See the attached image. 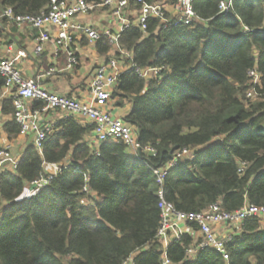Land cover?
I'll return each mask as SVG.
<instances>
[{
  "label": "trees",
  "instance_id": "trees-1",
  "mask_svg": "<svg viewBox=\"0 0 264 264\" xmlns=\"http://www.w3.org/2000/svg\"><path fill=\"white\" fill-rule=\"evenodd\" d=\"M222 1L193 0L198 19L190 25L164 30L150 20L146 34L131 26L121 35L133 63L160 69L148 80L124 72L113 93L117 107L130 105L123 119L143 148L155 149L153 156L141 161L112 139L96 151L89 140L93 127L63 117L41 152L31 141L16 170L0 173V264H124L130 258L163 264L164 256L172 264H264V225L257 218L234 232L228 261L211 248L187 255L202 239L196 223L166 248L157 239L161 191L183 213L216 203L226 212L264 207V0H232L230 17L219 15ZM49 3L0 0V10L37 16ZM16 34L14 23H0V42L12 43ZM94 48L105 63L121 57L105 39ZM252 71L259 75L256 85ZM3 89L0 75V115L13 118L12 98L2 99ZM4 130L11 140L20 135L14 119ZM184 149L193 151L192 160L170 168L160 185L154 171ZM50 165L61 171L29 194Z\"/></svg>",
  "mask_w": 264,
  "mask_h": 264
},
{
  "label": "built area",
  "instance_id": "built-area-1",
  "mask_svg": "<svg viewBox=\"0 0 264 264\" xmlns=\"http://www.w3.org/2000/svg\"><path fill=\"white\" fill-rule=\"evenodd\" d=\"M219 15H233V1L223 0L219 5ZM198 17L193 9V0H176L165 4L159 0H103L100 4H90L85 0H50L49 6L37 16H16L12 8L0 10V23L8 21L16 27L27 29L33 33V54L38 58L47 44H51L57 52L64 51L66 63L63 67H50L37 79L25 78L19 66L21 60L29 54L19 50L11 57L0 54V75L4 78L2 99L12 98L14 106L13 119L20 126V136L33 135L35 148L41 152L50 126L42 125L43 116L51 111L63 117L86 120L93 127L89 138L96 145V151L107 140L122 141L131 156L143 161L145 156H153L156 151L152 147L143 148L137 140L135 129L128 125L123 118L114 114L115 100L113 93L118 77L126 71H134L140 77L148 80L160 73V69H141L133 63V55L124 50L120 43L121 35L131 26L140 28L147 33L150 20H158L159 28L167 29L179 24L190 25ZM79 38L96 45L105 39L113 55L119 54L118 59L112 57L104 65L97 66L84 81L85 94L82 98L51 93L42 84V78H54L66 72H72L80 65L76 43ZM8 51H14V45L8 46ZM126 60L130 62L127 63ZM253 83L259 82L256 71L250 73ZM251 97V94H249ZM34 102L44 103L42 109H33ZM193 151L184 149L176 152L173 160L167 166L155 170L158 183L163 185L168 170L179 161L192 160ZM20 158L13 154L9 147L0 146V173L16 170ZM41 175L29 186V194L48 186L53 176L61 171L60 166ZM87 192V189L84 190ZM160 208L162 225L157 239L167 247L172 241L190 232L188 224L199 225V236L202 238L197 247L187 252L188 256L195 255L199 250L211 248L216 250L225 261L230 258L227 245L232 235L243 223L251 218L260 219L264 225V207L246 205L235 212H226L221 203L211 205L200 213H183L175 210L174 206L165 200L163 191L160 192ZM163 264H172L166 256ZM124 264H134L133 258Z\"/></svg>",
  "mask_w": 264,
  "mask_h": 264
},
{
  "label": "crops",
  "instance_id": "crops-1",
  "mask_svg": "<svg viewBox=\"0 0 264 264\" xmlns=\"http://www.w3.org/2000/svg\"><path fill=\"white\" fill-rule=\"evenodd\" d=\"M10 40L12 43L6 44L5 42H0V54L4 57H11L19 50H26L29 54L19 63L25 78L37 79L38 76H42L50 67H63L66 63V54L64 51L57 52L50 43L45 46L43 53L37 58L31 52L33 47V33L27 29H18V34ZM85 42L87 41L79 38V41L75 45L80 60V65L76 69L72 72L57 75L54 78H42L40 79V84L51 93L69 95L79 99L82 98L85 94L84 81L97 66L104 65L106 62L104 58L99 57L94 48L95 45H88ZM10 44L14 45V51H8ZM130 108V105H126L123 108L115 107L114 114L117 117L123 118L129 112ZM61 118L63 116L58 113L49 112L43 116L41 123L52 128ZM12 119L11 116L0 115V146L9 147L14 155L21 158L30 142L33 141V135L29 137L19 135L18 138L11 140L4 130V125L12 121ZM76 121L82 125H90L84 119L76 118ZM45 169L51 172L53 167L50 165L46 166Z\"/></svg>",
  "mask_w": 264,
  "mask_h": 264
}]
</instances>
